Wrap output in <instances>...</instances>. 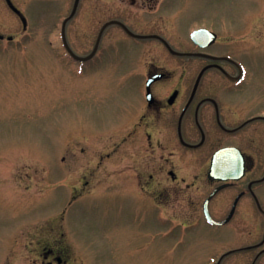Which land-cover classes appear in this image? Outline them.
<instances>
[{
    "label": "rangeland",
    "instance_id": "1",
    "mask_svg": "<svg viewBox=\"0 0 264 264\" xmlns=\"http://www.w3.org/2000/svg\"><path fill=\"white\" fill-rule=\"evenodd\" d=\"M11 1L27 26L0 0V34L5 36L0 39V264H57L58 255L63 264H216L225 248L219 239L223 228L182 226L171 217L183 209L144 204V198L152 200L148 193L134 189L128 194L123 184L130 170L122 150L114 167L106 156L112 150L111 130L96 125L94 115L108 103L93 95L107 90L102 83L110 68L98 60L78 62L64 48L61 22L74 0ZM190 2L197 16L203 9L212 19L223 16V36L264 42V0ZM106 17L101 14L100 20ZM95 25L93 0H81L66 26L75 53L91 52ZM252 26L257 28L250 33ZM259 86L264 90V80ZM118 130L119 138L127 131ZM86 176L90 187H69L78 189ZM113 177L121 182L113 185ZM240 213L241 244L260 240L264 216L259 214L257 237L253 209ZM230 228L229 248L239 236L235 222ZM255 254L243 250L221 264H252ZM255 264H264V254Z\"/></svg>",
    "mask_w": 264,
    "mask_h": 264
},
{
    "label": "flooded vegetation",
    "instance_id": "2",
    "mask_svg": "<svg viewBox=\"0 0 264 264\" xmlns=\"http://www.w3.org/2000/svg\"><path fill=\"white\" fill-rule=\"evenodd\" d=\"M194 7L190 0H93L94 54L87 61L110 68L102 83L107 90L93 95L108 103L94 115V123L109 125L112 150L106 156L112 166L120 150L126 157L124 165L131 172L123 184L128 194L138 189L152 199L144 198V204L183 209L171 217L182 226L223 228L220 256L255 250L256 262L264 254V243L257 245L263 234L256 242L241 244L240 212L253 209L250 220L258 237L259 214L264 216V90L259 86L264 42L223 36V16L212 19L205 9L197 16ZM101 14L106 19L101 21ZM197 30L202 32L194 34ZM122 128L127 131L119 138ZM226 148L232 161L226 174L233 177L223 180V168L210 171V166L214 155ZM80 179L78 189L69 187H90V178ZM118 182L113 177L112 184ZM205 207L222 223L209 221ZM234 222L239 239L229 248ZM54 258L63 264L61 256Z\"/></svg>",
    "mask_w": 264,
    "mask_h": 264
},
{
    "label": "water",
    "instance_id": "3",
    "mask_svg": "<svg viewBox=\"0 0 264 264\" xmlns=\"http://www.w3.org/2000/svg\"><path fill=\"white\" fill-rule=\"evenodd\" d=\"M8 4L11 6V8L13 10H15L17 13L20 14L21 16V19L23 21V25L26 26V19L25 17L21 14V12L12 4V2L10 0H7ZM79 3V0H75L74 1V5H73V9H72V12L71 14L63 21L62 23V29H61V33H62V39H63V42H64V45L67 49V51L70 53V55L72 57H74L75 59L77 60H87L89 58L92 57V55L94 54V50L88 54L87 56H79L77 54H75L73 52V50L69 47L68 43H67V39H66V34H65V26H66V23L67 21L75 14V11H76V8H77V5ZM200 32H202V30H198V31H195L194 34H199ZM0 38H3V35H0ZM8 39H12V37H8ZM228 151H227V148L226 149H223V153L220 151V152H217L214 157L212 158L211 160V166H210V171H216L218 169H221L223 168V180L224 179H229V178H232L233 176L230 175V174H226V170L229 171L231 170L232 168V161H231V158L228 156ZM223 155V161L221 159ZM205 213H206V216L207 218L209 219V221L211 222H214V223H222V222H219V221H215L213 220V218L211 217V215L209 214V211L207 210V208L205 207ZM230 218V216L228 218H226L225 220H223V223H225L226 221H228ZM264 243V235H263V239L262 241L257 244V245H261ZM220 263V260L218 261V264Z\"/></svg>",
    "mask_w": 264,
    "mask_h": 264
}]
</instances>
